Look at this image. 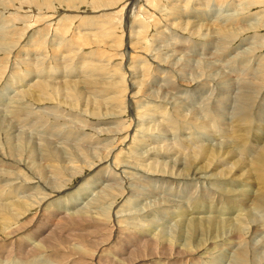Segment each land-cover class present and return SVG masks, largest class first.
Wrapping results in <instances>:
<instances>
[{
  "label": "rangeland",
  "instance_id": "rangeland-1",
  "mask_svg": "<svg viewBox=\"0 0 264 264\" xmlns=\"http://www.w3.org/2000/svg\"><path fill=\"white\" fill-rule=\"evenodd\" d=\"M19 1L21 2L19 3ZM24 1H25L24 3L25 5H23V0H0V21H5L6 23L8 22L5 25L8 27L7 29L4 28L0 24V36H6L7 38L9 34H10L9 36H11L15 33L14 34L15 36L14 35L11 36V38L13 39L12 43H14L13 41L17 40L15 41L16 44L10 43V45H13V46H10V45L6 46L4 45V41H0V107L3 106V103L5 101H8L13 96H18L20 98L23 97L22 98L23 101H26V102L28 100V102H30L28 104L29 105L28 107L32 110L35 109L36 111H40V114H42L43 112L42 115H45V119H46L45 122L48 120V122H46L45 124L42 121H39L40 123H38V121L36 123L35 121L37 125L35 124L34 125L35 127H38L37 129L40 130L41 133L45 132L44 125H45V128L56 126L59 128L61 127L62 129H65L66 127H69V129H72V128L77 129L78 127H80V125H83L84 128L87 126L89 128L90 126L94 127L95 124H96L95 127L100 126L104 128H107V126L109 125L108 128H110V126H112L113 128L115 127L114 128L115 131L117 130L115 133L121 132L116 135L112 134L111 131L110 133L104 132L97 138L99 142V146L96 147V152H95L96 157L95 156L92 157V155L88 156L86 158V161H87L86 163L75 162L77 163L75 164L74 162H71L72 163L71 164L69 162H66L64 165L66 166L64 175L59 178H55V177L50 178L51 182L54 180L53 182H55L56 189L58 185H61V184H67L68 187H66L62 192L57 193L58 195L57 194L54 195L57 198L54 197V201L51 205V208H49V211L54 210L56 212L58 210V207H57L58 204H62V205L69 204V207H70V202L72 203V201L73 203L74 201H78V203L81 204L80 199L83 198L82 191L90 193V194L92 193L91 190L93 191L96 188V187L94 188L93 186L97 184V182H95V177H94L95 170H93L92 168V162H97V160L99 161V160L106 158V155L108 154V152L112 148L114 149L116 144L120 143L121 138L125 136V133L131 127H133L134 132H136L135 128H137L138 131L136 135L137 134L138 135L137 136L135 135L134 140L137 138L138 139L137 141L135 140V142H133L132 145H129L127 147V148L131 147L132 150L130 149L127 150V148H123L125 150L123 151L122 149V153L124 156H122V153H121L120 157L117 156V161H120L121 158L125 157L127 153V156H126L128 159L127 161L131 160L133 162L137 161V163H142V162H145L146 159H147L146 161H148L151 158L150 156L147 157L148 155L147 151L149 149H153V150L158 149L159 151L163 153L165 151V154L159 152V154L157 153V155H155L156 156L155 158L163 162V164L161 163L157 164L156 169L158 171H162L164 173H173V174L180 173L181 175H183V174H189L191 168L193 167L202 166L203 167L202 171L204 173L206 172L207 175H218V177L225 176L227 178H232V177L237 176L238 182H241L240 189L247 188L246 184L243 181L247 180V181L252 182V177L254 176L251 175V173H247V172L243 173V172L236 171L234 175L230 176L227 174V172H224L222 170L214 171V170L209 169L207 165H209L210 163L214 164L217 161V156H215L211 161L203 160L204 155L200 152L201 149L197 153L196 160L189 161L188 156L190 154H193L196 149H198L201 145H203V143L205 144L216 143V137H219V135H222L220 133L223 130L218 125L219 121H217L213 115H212L213 117H211V113L206 112L208 115L204 113L203 115H200V116L198 115L197 117L193 118V114L195 115L196 113L195 110H197L201 106V104L204 103L203 101H205L206 103L207 98L209 96H212V93L213 94L218 93V90L220 89L219 87H221L220 83L225 82V84H230L232 80L234 81L236 80L235 78H237V81H238V78L243 79L242 75H246L249 77L252 76V74L248 70L251 66H256V65H254L255 64L254 59L252 61L248 60L249 57L247 54L250 51L248 49H250L251 44L253 46V47L251 46L252 47L251 49H254V47L256 48L257 47L256 45L258 44L259 47H261L262 56H264V38L261 39L262 37H264V0H152L150 2L148 0H130L131 1L130 6H132V8L130 7L129 9L122 7L123 6L122 5L123 3L121 4L122 0L121 1L114 0V2L111 5L110 3H109V6L105 5L107 7L106 9H105V6L102 5L103 8L101 7V10L100 8H98L101 5H97L98 7L96 6L93 7L89 3L90 0H87V1L86 0H38L36 4L28 2L27 0H24ZM125 1L126 0H123V2ZM24 7L25 8L27 7V10ZM108 8L109 10L107 11ZM23 10L25 11L23 12ZM121 10H122V13H121ZM181 10H184V12ZM23 14H27V15H24L23 17ZM29 15L30 16L32 15L34 18L32 16L30 18ZM7 17L10 18L11 21ZM26 17L29 18V20ZM15 18H18V19H15ZM48 19L50 20V22H48L49 21ZM28 21L31 24H29ZM33 22H36L37 24ZM25 24L29 26H26ZM39 25H42V26L40 27ZM24 27L25 28L27 27V28L25 29ZM28 27L30 28L29 31H28ZM23 28L25 29V32ZM11 29H13V31ZM18 31H22V32L20 33ZM253 32L254 33L257 32L256 34L260 36V38L259 39L257 37L251 38L252 35L254 34ZM22 33H24L23 36L21 35ZM220 34L223 37L226 36L227 34L226 37H229L231 43L230 42L227 43L224 38L223 39L220 38L221 37L219 36ZM17 35L18 36L21 35V38L24 37L23 40ZM169 35L173 38H171ZM167 37H170V38H167ZM37 38L38 39L40 38V39L36 41ZM41 39L42 40L44 39V40L42 41ZM221 39H222V43H221ZM252 39H253V42H252ZM221 50L223 51V54L225 51L229 53V55L226 56V59H231L233 57L234 59L232 58L233 60L231 61L234 63L237 62L236 68L231 69L229 67L228 69L226 68L227 66L224 65V61H226V59H222L221 61L219 60L222 64V67L219 70V73H223V75H225L224 76L225 78L223 77L221 78V75H218V71L217 72L213 71V73L210 75V72H212V69L205 67V66H200L199 64L197 65V61L200 60V58L202 59V62H203L205 58L207 57L209 59L213 58L212 55L217 54V56L219 57V53L222 52ZM174 54L175 56H173ZM187 58L189 60V63L185 64V61ZM215 59L213 58L212 60L214 61ZM240 59H242V61ZM178 61H180L181 63L180 66L178 64L175 71H171L173 75L172 79L174 82L173 87H171V83L168 84L169 86L165 85L166 82L168 83L170 81H164V80L162 81V75L165 74L167 77V75L170 73L169 71L170 69L167 68L169 64L170 63L176 64V62ZM219 61L216 59V61L214 62L218 63ZM239 61H241V64ZM242 62L245 64L243 67H242V64H243ZM162 63H163V66H162ZM188 64L190 65L188 66ZM247 65L250 67H247ZM203 70H205V72ZM247 71L250 73V75H248L249 73ZM196 74L197 76H195ZM246 76L244 77L249 78ZM204 78H206L205 81H204ZM169 79H171V77H168L167 80ZM216 79H219V80H216ZM223 79H225L226 81ZM196 81L197 82L201 81V82L196 83ZM258 82L257 84L259 86H263L264 84L263 81L262 83L260 82V80ZM94 83L96 84L99 83L100 86L98 85L99 86L98 87ZM41 84H43L44 86L48 85V87L47 86L46 87L49 89L46 88V90H43L44 92L48 91V94L43 93V91L40 92L41 90L39 87L42 86ZM90 84L92 85L94 84L95 88L92 87ZM101 85L104 87V89L103 87H101ZM205 85H207L206 86L207 88L205 87L203 89V86ZM100 87L101 89L99 90L103 94L100 93L99 90H97L98 92H96V89ZM78 89H80L79 91L81 92H79ZM72 90L73 91L76 90L78 91V93L76 91H74L73 93ZM140 91H144L145 94L144 93L142 94V92ZM148 92L151 95L148 94ZM228 92L229 91L226 92V96L231 95L230 97H233L235 95V91H232L233 95ZM146 93H147V96H146ZM76 97L78 100L75 99ZM204 97L206 98L203 100ZM26 98L27 100H25ZM158 98L160 99L156 100ZM125 99H127L128 101ZM117 100H118L117 102L118 104H116ZM122 100H125V102ZM156 101H159V102H156ZM119 104H121V107ZM53 107L57 108L60 111H63L61 115L62 117L66 118L67 122L63 121L65 120L63 118H58V117H54L50 115L49 110L45 109V108H48L51 110L53 109ZM101 110L102 111L104 110V112H102ZM138 110L140 112H138ZM66 113L69 115V118L66 117L68 116ZM112 113H114V115ZM121 113L123 116L121 115ZM72 114L76 116L77 115L82 116L80 117V119L84 117V119L80 121L82 124L81 123L79 124L78 120L77 122H75L76 124H74V122H72V119H73V117L71 116ZM83 114L85 115L83 116ZM110 114L111 116H109ZM230 115L232 116V113L230 112H229V115L228 114H226V116L224 115L225 120L221 121V124H223V128L227 127L229 124H235L234 122L235 118L231 117ZM119 116L120 117L122 116V117L119 118ZM206 116H209L210 118ZM86 117L87 118L89 117V118L87 119ZM96 117L97 118L99 117V118L96 119ZM30 118H34V117L32 116L26 117L28 121L30 120ZM216 118L220 119L219 117H216ZM49 119H51L52 121L50 120L51 121L50 122ZM105 119L108 122H106ZM118 120H120V122ZM176 122L177 124L180 122L178 126ZM41 123L44 125H42ZM216 123L217 125H214ZM14 124L15 122L11 124H7V126L9 125V128H10V126L13 127ZM70 124H74L75 127L71 125L72 126L71 128ZM205 124L206 126L204 127ZM122 125L124 127H122ZM40 126H43V128ZM126 127H127V131H126ZM220 129L222 130L220 131ZM4 132H5V129L0 128V134H1L0 138L5 140V138L3 137V135L5 134ZM64 132L66 131H61L60 133L50 132L48 136H50L51 134H54L55 136H57L56 138H59V140H63L62 135L64 134ZM215 133H217L218 136H216ZM92 135L95 136V133L93 132L89 137H92ZM31 137L35 138V136L33 135H31ZM83 137L84 138H82L81 140H83L84 142H86L87 139L89 138L88 135H83ZM253 139L255 138L252 135L251 138H249V142L250 141L253 142ZM53 140L55 141V139ZM93 140L89 142L92 143ZM137 142H139V144ZM93 145H96V144H93ZM52 146L54 147V145ZM142 147H147V148H142ZM168 154L170 157L168 156ZM161 156H164V157H161ZM181 162L182 164L184 162V164L180 165ZM41 163L43 165L44 162H41ZM73 164L78 166L76 169V172L69 171L71 169L69 167L74 166ZM60 165L57 164L58 167H60ZM61 166H63V164ZM67 167L69 168V170ZM74 167H73V170L75 169ZM99 168H105L111 171V168H109L105 164ZM205 168H208V169H205ZM5 169H6L5 172L7 171L6 173L11 171L8 169V167H5ZM14 169H15L14 170L15 172L22 175L23 177L24 175L25 177H28L29 180L33 178L32 174L29 172L30 169L28 170V168L25 165L24 166L20 165L18 168H14ZM66 171H69V172H66ZM19 172L23 174L25 172V174L23 175ZM256 174H259V173H256ZM1 176L3 175L0 173V177ZM29 176L31 178H29ZM1 179L5 180L4 177H1L0 180ZM57 179L61 180V182L63 181V183L56 185V182H58ZM124 179H127V178H124ZM88 180L92 182L90 183ZM98 181H100V179ZM255 181L258 182V180H255ZM233 182L235 183V181ZM257 182H256V185H258ZM1 183L2 182L0 181V184ZM150 183L151 184L154 183L153 184L154 186L151 185ZM167 183L168 182L166 183L163 182L162 178H159L158 181L155 178H152V180L149 181V183H147L148 185L146 184L147 187L142 188V189L137 188V190H139L140 193L136 191V189L134 191L137 192V195H139V198L141 197L142 199L148 198L150 200H155V197L149 198L150 194L146 192V191L149 192V189L151 190V188H153L154 190H157L158 192L161 193V197L165 198V196L166 197L169 196L167 194V191H166L167 188L165 186H172ZM200 183H197V186ZM248 185L250 186V184ZM84 186L85 188H83ZM205 186L207 187V186H213V185H211L207 181ZM4 188H2L3 190L1 189V191H2V194H4L5 192L6 194H4L5 198L0 200V203H1L0 206L2 208H6L8 204H14V203L19 204L20 202H17V198H15L16 196L13 197V192L11 190V187L6 186V188L5 189ZM174 188L176 189V187ZM76 189L77 191H74ZM51 190L53 189L52 188L48 190L39 189L38 191L36 190L32 192L34 195L31 194L30 198L26 199L29 205V206L25 205L27 207V215H26L27 217L30 218L31 214H35V215H32L33 217L41 213V208H40L41 206L39 205L31 206L32 197L38 196V198L41 199L43 196L50 194L49 192ZM211 191H212L211 188L201 189L200 187L198 190L193 191V195L198 196L196 200H201L202 198L201 193L202 194L204 193V197L206 199L211 196ZM96 192L97 191L93 192L94 195H92L91 197H96L95 196ZM117 194H118V199H117L118 201L116 202V204L118 203L117 205L119 207L124 202L120 201L122 200L119 196L120 191H117ZM61 195H64V196H61ZM86 195H89V194H86ZM59 197L61 199H59ZM181 197H182V194L177 193L176 195H174V197H172V199L178 200L179 202L178 205H181V203L183 202L184 203L189 202V205L193 207L190 201L184 200V198L182 199ZM199 197L201 198L199 199ZM164 201L165 203L167 202V200H164ZM60 202H63V203L65 202V203L63 204ZM209 204L212 207L215 206L213 207V209H216L215 202H211ZM22 205H24V203ZM174 209L175 207L173 206L172 210ZM0 211L6 212L9 215L6 219H4L2 215L0 214V238H2L5 234V232L3 233L2 231L7 223L10 222L9 224L10 226H17V221H25L26 216L22 217L21 215L17 217V216L11 215L12 213L10 212L3 211L2 209H0ZM228 213H233V212L231 209H225L223 211V214H228ZM210 214H212V212ZM11 217L14 218L13 221H11ZM56 218H57V224H56ZM56 218H53L54 220L52 221L43 220V222H41L42 225L41 223H37L35 226L36 228L35 227L32 228L31 233L30 231L26 232L27 234L25 233V236L29 238L30 237L34 238L35 236L38 235L39 237V234L41 230L44 229V226L46 228L48 226H51L52 224H55L57 226L56 229L54 227L55 233L53 230L52 232L49 233L48 237L45 239V242H46L45 251L52 253L54 250L58 249L61 253L63 252V254H65V250L66 251L74 250L76 247H77L76 248L77 250L75 249L74 251L81 252L83 246L84 248L85 246L87 248L90 245V243H92L95 239L101 236V232L97 231L98 232L97 233L95 227H91L95 224L93 222H88V221L85 222L81 218L58 219L59 218L58 216ZM150 218H154L153 213L150 214ZM155 218L158 220L159 224L156 223L155 225H158V226L154 225L155 226L154 229L157 227L156 229L161 228L164 230L166 229V231H169L170 226H172V221H171V218H169V216L167 217L165 212L163 211H161L160 213L157 212L155 214ZM144 219H145L144 217L137 216V217H132L130 221L133 224L141 225V224H144ZM48 222L50 224H47ZM163 224L165 225L163 226ZM52 227L53 226H51V228ZM33 229L35 230L38 229V230L34 232L35 230ZM58 232L59 233L61 232L62 234L61 233L59 234ZM87 234L90 236L88 237ZM86 235L88 238L86 237ZM74 236H77L76 239L77 238L79 239L76 240ZM142 236L143 235L141 234V232H137L133 235H127V237L125 236V240H122L124 242H121L119 246L115 248L116 252L115 250H113L114 251L113 255L116 257V258L114 257V259L116 260L112 258L113 261L110 263L112 264L125 263L126 262L125 260H128V259H124V258H128L129 256H131V254L128 256V252H130L132 248L128 249L129 248L128 247L125 249L123 248L124 244L130 243L132 240H135V239L139 240L141 239ZM67 237L70 239H68ZM50 238L51 240H49ZM81 240H83V243H81L82 242ZM79 241H81L80 244H78ZM135 241H133L131 244L134 245ZM72 242L74 243L78 242V243L74 244ZM17 244H19V242ZM79 245L81 248H78ZM214 246L215 244H212L209 247V249H212ZM9 250L10 249L8 248V246L6 247L3 246V248L0 249V256L2 257V259L0 257V264H16V258H17V263L19 262L21 263L22 261H27V259L29 258L33 260L34 256L31 254L32 251H29V252L22 251L21 253L18 249V251L14 252L13 254L12 253L13 250L12 251L11 250L9 251ZM45 251L42 252L41 255H39L36 258L43 259L45 257V255H43L45 254ZM3 252L5 253L3 254ZM25 253L27 255H25ZM133 253L135 254V256L134 254H132L131 259H134L135 261H137V264H184L186 263V259H187V258H174V257L162 255L159 249L157 251H154L151 248V246L145 250L144 246L138 245V248H133ZM176 253H177V250H176ZM52 260L56 261L57 259L56 257L50 258V261ZM196 260H198V257L193 258V261H196ZM29 261L31 262V260ZM263 263L264 261H260L259 264H263Z\"/></svg>",
  "mask_w": 264,
  "mask_h": 264
},
{
  "label": "bare ground",
  "instance_id": "bare-ground-1",
  "mask_svg": "<svg viewBox=\"0 0 264 264\" xmlns=\"http://www.w3.org/2000/svg\"><path fill=\"white\" fill-rule=\"evenodd\" d=\"M27 1L36 4L38 0H27ZM117 1H121V0H117ZM148 1L150 2L152 0H148ZM20 2L21 1H19V3ZM113 2H114V0H90L89 3L93 7H95V6L98 7L97 5H101L100 7H98L101 10L102 5H104V6L108 5L109 6V3L111 5ZM130 2H131L130 0H126L125 2H123V0H122L121 1V4L123 3L122 7L126 8V9H129L130 7L132 8V6H130ZM24 3H25V1L23 0V5H25ZM151 3H153V2H151ZM115 4H117V3H115ZM26 5H27V3H26ZM27 7L26 8L24 7V8L27 10ZM106 8L107 7L105 6V9ZM21 9H22V7H21ZM18 10H19V8H18ZM108 10H109V8L107 9V11ZM113 10H114V8H113ZM24 11L25 10H23V12ZM181 11L184 12V10H181ZM21 12H22V10H21ZM127 12H128V10H127ZM178 12H180V11H178ZM121 13H122V10H121ZM28 14H30V13H28ZM24 15H27V14H23V17H24ZM176 15H177V13H176ZM31 16H30V18H31ZM47 18H48V16H47ZM8 19H10V18H8ZM15 19H18V18H15ZM27 19L29 20V18H27ZM45 19H46V17H45ZM49 19H51V18H49ZM10 21H11V19H10ZM36 21H37V19H36ZM48 22H50V20ZM7 23L5 21H0V24L6 29L8 28L7 26H5ZM19 23H20V21H19ZM28 23L31 24L29 21H28ZM33 23H36V22H33ZM38 23H40V22H38ZM26 26H29V25H26ZM39 26L41 27L42 25H39ZM16 29H17V27H16ZM25 29H24V32H25ZM29 29L30 28L28 27V31H29ZM11 30L13 31V29H11ZM18 32L21 33L22 31H18ZM256 33H254L251 38L257 37L259 39L260 36H258ZM23 34L24 33H22L21 35L23 36ZM30 34H29V36H30ZM9 35L7 38H6V36H0V41H4V45H6V46L7 45L9 46L13 40L11 38V36H13V35H11V36H9ZM21 35L18 37L21 38ZM32 35H34V34H32ZM45 36H46V34H45ZM219 36H221V34ZM226 36H227V34H226ZM226 36H224V37L221 36L220 38H222V39L224 38L226 40V42L229 43L230 39H229V37H226ZM170 37H167V38H170ZM23 38H21V39L23 40ZM171 38H173V37H171ZM213 38H214V36H213ZM263 38L264 37H262L261 39H263ZM29 39H31V38H29ZM39 39L37 38L36 41H38ZM222 39H221V43H222ZM15 41H17V40H15ZM15 41H13L14 43H12V44H16ZM176 42H178V41H176ZM252 42H253V39H252ZM243 43H244V41H243ZM169 44H171V43H169ZM224 45H225V43H224ZM253 45H254V43H253ZM10 46H13V45H10ZM251 46H252V44H251ZM251 46H250V49H248V50H250L249 51L250 53L248 52V54H247L249 57L248 60L252 61L254 59V62H255L254 65H256V66L250 67L247 65V67H250L249 70L248 69L247 70L250 71L252 76L249 77L246 75H242L243 77L242 76L241 77L243 79L238 78V81H237V78H235L236 80L235 81L232 80L230 84H225V82L220 83L221 87H219L220 89L218 90V93H214V94L212 93V96L208 95L209 97L207 98L206 103H205V101H203L205 104L202 102L203 104H201V106L197 110H195V112H196L195 115L193 114V118H195L198 115L199 116L203 115L206 112L211 113V117L214 116V118L217 121H219L218 125L223 129V130L220 129V131L222 130L220 133L222 135H219V137H216V143H214V144H205L202 141L203 145H201L198 149H196L193 154H190L188 156L189 161L196 160L197 159V153L201 149L200 152L204 155L203 160H210L211 161L215 156H217V161L214 164L210 163L209 165H207V167L211 170H214V171L222 170L224 172H227V174L230 176L234 175L236 171L243 172V173H246V172L251 173V175L254 176V177H252V182L247 181V180L243 181L247 186L246 189H240V187H241L240 183L241 182H238L237 176L232 177V178H227L225 176L224 177H218V175H207L206 172L204 173L202 171L203 170L202 166L193 167V168H191L189 174H183V175H181L180 173L173 174V173H164L162 171H158L156 169L157 164L158 163L163 164V162H161L157 158H155L156 157L155 155H157V153L158 154H159V152L163 153V152L159 151L158 149L157 150H155V149L154 150L153 149L148 150L147 149L148 150L147 151V154H148L147 157L150 156L151 158L148 161H146L147 159L145 158L146 159L145 162H142V163H137V161L133 162L130 160L131 158L129 159L130 161H127L128 160L126 157L127 153H126L125 157H122L123 159L121 158L120 161H117V156L118 157L121 156L122 149L127 148L129 145H132V143L135 142V140L137 141V139H138L137 138L134 140L135 135L138 131L137 128H135L136 132H134L133 127H131V125H130L132 130L130 128L127 131V127H126L127 132L124 131V132H126L125 136L124 137L121 136L122 138H121L120 143L116 144L115 148L114 149L112 148L108 152V154L106 155V158L99 160V161L97 160V162H92V168H93V170H95V173H94L95 182H97V184L93 186L94 188L95 187L96 188L94 189L92 187L94 189L93 191L91 190L92 193L90 194V193L82 191L83 193L82 192L81 193H82L83 198L80 199L81 204H79L78 201H74V203H73V201H72V203L70 202V207H69V204L68 205L67 204L66 205L58 204L57 205L58 210L56 209L57 210L56 212L54 210L49 211V208H51V205L54 201V197H56L54 195L62 192L66 187H68L67 184H61V183H63V181L61 182V180L57 179L58 182H56V185L57 184H61V185H58V187L56 189L55 182H53L54 180L51 182L50 178L62 177L64 175V171L66 169L65 168L66 166H64L66 162H69V163H71V162L86 163L87 162L86 158L88 156L92 155V157H94L95 152H96V147L99 146V142H98L97 138H98V136H100L104 132L110 133V131H111L112 134H114V135L121 133V132L115 133L117 131V130L115 131V129H114L115 127L113 128L112 126H110V128H108L109 125L107 126L108 129L104 128V127H100V126L95 127L96 124L94 125V127L90 126L88 128V126H87L84 128L83 125H80V127H78L77 129H73L72 126H74V124H76L75 122H77V120H78V123L80 124L81 123L80 121L82 119H84V117L80 119V117H82V116H79V115L76 116L74 114L71 115L73 117L72 122H74V124H70V127L72 129H69V127L62 129L61 127L59 128L56 126L45 128L44 124L46 122H48V120L45 122L46 119H45V115H42L43 112H42V114H40V111H36L35 109L32 110L28 107L29 106L28 104L30 102H28L27 98L25 100H27L28 103L26 101H23V99H22L23 97L20 98L18 96H13L9 100L7 99L8 101H5L3 103V106L0 107V128L5 129V132H4L5 134L3 135L5 140L0 138V173L3 175L1 177L5 178V180H2V179L0 180L2 182L0 184V185H2V186H0V200L4 199L5 198L4 194H6V192L4 194H2L1 189L4 187L6 188V186H10L11 190L13 192V197L16 196L15 198H17V202H20V203L19 204L18 203L17 204H15V203L14 204H8V206L6 208H2L0 206V209H2L3 211H7V212L12 213L11 215H13V216L19 217L22 215V217H25L27 215V207L26 206H29L27 203L28 201H26V199H29L31 194L34 195L32 192H34L36 190L38 191L39 189L48 190V189L52 188L53 190H51L49 192L50 194L43 196L41 199H39L38 196L32 197L31 206H37V205L41 206L40 207L41 213H39L33 217H32V215H35V214H31L30 218L26 216V218H25L26 223H25V221H17L18 228H17V226H10L9 225L10 222L5 225V227L3 228V231H2L3 233L5 232V234L2 238H0V249H2L3 246H5V247L8 246V248L11 251L13 250V252H12L13 254H14V252L18 251V249L21 253H22V251L23 252L32 251L31 254L34 256L33 260L29 258V259H27V261H22L21 263L20 262L17 263V258H16V264H112L110 262H112L113 261L112 258L114 259V257H115L113 255V253H114L113 250H115V248L118 247L121 242H124L122 240H125V236L127 237V235H133L137 232H141V234L143 235L141 237V239H139V240L135 239L136 241L132 240L130 243L124 244L123 248H125V249L128 247H129L128 249L132 248L131 251L129 250L130 252H128V256L130 254H131V256H132V254H134L133 248H138V245H142L145 247V250L147 248H149L150 246L154 251H157L159 249L160 253L162 255H165V256L174 257V258H187L186 259L187 264H259L260 261H264V234H263L264 233V84H263V86H259L257 84V82L259 80L261 83H262V81L264 82V56H262V53H261L262 50L258 44L256 45L257 46L256 48L254 47V49H251L253 47V46L252 47ZM220 48H221V46H220ZM16 49H17V47H16ZM119 53H121V52H119ZM228 55H229V53L227 51H225L224 54L222 51L219 53V57L217 56V54L212 55V57L214 59L216 58L218 61L219 60L221 61L222 59H226V56H228ZM173 56H175V54ZM213 58L209 59L207 57V58H205V60L203 59L204 60L203 62H202V59L200 58V60L197 61V65L199 64L200 66H205V67L212 69V72H210V75L213 73V71H216V72L218 71V75H221V78L222 77L225 78L224 77L225 75H223V73H219V70L222 67L221 62L219 61L218 63H215L214 61H216V59L213 61L212 60ZM232 58L226 59V61H224V65H226L227 66L226 68H228V69H229V67L231 69L236 68L237 62L236 63L232 62L231 60L234 59V58L233 59ZM240 60L242 61V59H240ZM241 61H239L240 64H241ZM191 62H193V61H191ZM187 63H189L188 58L185 61V64H187ZM178 64L180 66V64H181L180 61L176 62V64L170 63L169 66L167 67L170 69L169 70L170 73L168 74V72H167V74H168L167 77L165 74L162 75V81L163 80L164 81H170L168 83L166 82L165 85H168L171 83V87H173L174 82L172 79L173 75H172L171 71H175ZM189 65L190 64H188V66ZM244 65L245 64L243 63L242 67ZM162 66H163V63H162ZM92 68H93V66H92ZM197 70H196V72H197ZM203 71L205 72V70H203ZM193 72H195V71H193ZM242 72H243V70H242ZM250 73L248 75H250ZM189 75H190V73H189ZM218 75H216V76H218ZM195 76H197V74ZM244 76L249 77V78H245ZM3 77H4V75H3ZM168 77H171V79L167 80ZM205 79L206 78H204V81H205ZM257 79H259V80H257ZM216 80H219V79H216ZM223 80H225V79H223ZM198 82H201V81H198ZM198 82L196 81V83H198ZM221 82H222V80H221ZM94 84H96V83H94ZM94 84L93 85L90 84V85L95 88ZM41 85H40L41 87H39L41 90L40 92H42L43 90H46V88L48 87V85H45V86L43 84H41ZM96 85L98 86L99 83H97ZM110 85H112V84H110ZM201 86H202V84H201ZM206 86L207 85L203 86V89ZM101 87H103V86L101 85ZM101 87L97 88L96 92H98L97 90L101 89ZM199 87H200V85H199ZM47 89H49V88H47ZM73 89H74V87H73ZM103 89H104V87H103ZM79 90L80 89H78V91ZM106 90H108V89H106ZM74 91H76V90H74ZM74 91H73V93H74ZM78 91H76V92L78 93ZM227 91H229L228 93H230V94H232V91H235V95L233 97H230L231 95L226 96ZM79 92H81V91H79ZM140 92H142V94L144 93V91H140ZM203 92H204V90H203ZM43 93L48 94V91H46V92L43 91ZM73 93H72V95H73ZM100 93H102V92L100 91ZM148 94H150V93L148 92ZM136 95H138V94H136ZM214 95H216V96H214ZM77 96H78V94H77ZM124 96H126V95H124ZM146 96H147V93H146ZM206 97H204L203 100ZM129 98H131V97H129ZM75 99H77V97ZM159 99L160 98H158L156 100H159ZM120 100H121V98H120ZM125 100H127V99H125ZM125 100H122V101L125 102ZM117 102H118V100L116 101V104H118ZM156 102H159V101H156ZM119 105L121 107V104H119ZM137 106H138V104H137ZM195 106H197V105H195ZM37 107H38V105H37ZM45 109L49 110L50 115H52L54 117H58V118H63V119H65L63 121L67 122L66 118L62 117V115H61L63 113V111H60L54 107L51 110L48 108H45ZM47 110H46V112H47ZM101 111H99V112H101ZM102 112H104V110ZM138 112H140V111L138 110ZM229 112L232 113V116L231 115L230 116L235 118V120L233 119L235 124H229L228 125L229 127L227 126V127L223 128V124H221V121L225 120L224 115L225 116H226V114L229 115ZM112 114L114 115V113H112ZM84 115L85 114H83V116ZM89 115H91V114H89ZM98 115H99V113H98ZM121 115H122V113H121ZM29 116H32L34 118H30V120L28 121L26 119V117H29ZM109 116H111V114ZM66 117L69 118V115ZM112 117H111V119H112ZM121 117L119 116V118H121ZM206 117H209V116H206ZM216 117H219L220 119H218ZM98 118L96 117V119H98ZM209 118H207V119H209ZM214 118H213V120H214ZM106 119H105V121H106ZM50 120L51 119H49V121ZM35 121H36V123H37V121H38V123H40L39 121H42L44 123V124H42V123L41 124L44 125L45 132L41 133L40 130L37 129L38 127H35V125H37L35 123ZM118 121L120 122V120H118ZM14 122L16 125L14 124L13 127L10 126V128H9V125L7 126V124H11ZM106 122H108V121H106ZM214 122H215V120H214ZM174 123H175V121H174ZM179 123L177 124V122H176L177 126L179 125ZM100 124H101V122H100ZM86 125H88V124H86ZM214 125H217V123ZM46 126H47V124H46ZM113 126H115V125H113ZM205 126H206V124L204 125V127ZM40 127L43 128V126H40ZM122 127H124V126L122 125ZM231 127H233V128H231ZM51 128H53V129H51ZM61 131H66L62 135L63 140H59V138H56L57 136H55L54 134H51L50 136H48V134L50 132L51 133H60ZM201 131H202V129H201ZM93 132L95 133V136L92 135V137H89ZM215 134H216V136H218L217 133H215ZM31 135L35 136V138L31 137ZM60 135H58V136H60ZM83 135H88V137H89L88 139H90V140L87 139L86 142L81 140L82 138H84ZM108 135H110V134H108ZM252 135L254 136L255 139H253V142L252 141L249 142V138H251ZM93 138H94V140H93ZM213 138H212V140H213ZM53 139H55V141ZM85 140H86V138H85ZM91 140H93L92 143L96 144V145H93L92 143H90ZM250 140H252V139H250ZM137 143L139 144V142H137ZM103 144H104V142H103ZM52 145H54V147ZM133 145H135V144H133ZM107 147H108V145H107ZM142 148H147V147H142ZM129 149L132 150L131 147L127 148V150H129ZM123 151H125V150L123 149ZM163 154H165V151ZM243 155L246 157H244ZM122 156H124L123 153H122ZM168 156H169V154H168ZM140 157H142V156H140ZM161 157H164V156H161ZM65 159H67V160H65ZM139 159H141V158H139ZM161 160H163V159H161ZM95 161H96V159H95ZM140 161H142V160H140ZM41 162H44L46 164L43 163V165H42ZM40 163H41V165H40ZM57 164H59V165L63 164V166L60 165V167H62V168L58 167ZM75 164H77V163H75ZM104 164L107 165L109 168H111V171H109V169H105L106 167L105 168H99V167L103 166ZM183 164H184V162H183ZM183 164H182V162L180 163V165H183ZM205 164H206V162H205ZM20 165H22V166L25 165L28 168V170L30 169L29 172L33 176V178H31L29 176V178H31V180H29L28 177H25V175H24L25 172H24V174L19 172V173L24 175V177H23L22 175H20L14 171L15 170L14 168H18ZM28 165H30V166H28ZM66 165H68V164H66ZM74 166H70L69 167V168H71L70 170L68 167L67 168L70 172H74V171L76 172V169L78 166H76V165H74ZM5 167H8V169L11 170L10 172H12V173H10V172L6 173L7 171L5 172V170H6ZM73 167L75 168L74 170H73ZM208 168H205V169H208ZM22 171H23V169H22ZM69 171H66V172H69ZM255 171H256V173H259V174H256ZM179 177H181V178H179ZM69 178H71V177H69ZM69 178H67V179H69ZM124 178H127V179H124ZM152 178H155L157 181L159 178H162L163 182H165V183L168 182L167 184L172 185V186H165L167 188V190H166L167 194L169 195L168 197H166V196H165V198L161 197L160 192L151 188V190L149 189V192L148 191H146V192L150 194L149 198L155 197V200H150L148 198L142 199L141 197L139 198V195H137V192H136V191L139 192V190H137V188L142 189V188L147 187L146 184L149 183V181H151ZM99 179H100V181H98ZM255 180H258V182ZM88 181H86V182H88ZM207 181H208V183H210L211 185H213L215 187H213V186H207L206 187L205 184ZM233 181H235V183ZM89 182L91 183L92 181H89ZM256 182L258 183V185H256ZM197 183H200V184L197 186ZM153 184H151V185H153ZM248 184H250V186ZM174 187H176V189ZM197 187H198V189L200 187H201V189L211 188V190H212L211 196L209 198L205 199L204 193L203 194L201 193L202 198L199 197V199L201 198V200H196V198H198V196H194L193 191L198 190ZM83 188H85V186ZM97 188H99V189H97ZM135 189H136V191H134ZM79 190H80V188H79ZM74 191H77V189ZM95 191H97L95 193L96 197H91L92 195H94L93 192H95ZM117 191H120L119 196L122 199L120 201L124 202L119 207L117 205L118 203L116 204V202L118 201L117 200L118 199ZM143 193H145V192H143ZM177 193L182 194L181 198L182 199L184 198V200L190 201L191 205H193V207H191L189 205V202L188 203L183 202V203H181V205H178L179 204L178 200L172 199V197H174V195H176ZM86 194H89V195H86ZM61 196H64V195H61ZM60 197H59V199H61ZM8 198H9V196H8ZM143 200H144V202H143ZM164 200H167L168 203L166 202L167 203L166 204ZM11 202H13V201H11ZM211 202L216 203V209H213V207H215V206H213V207L210 206L209 203H211ZM223 202H224V204H223ZM23 203H24V205H22ZM60 203H63V202H60ZM226 204H228V205H226ZM0 205H1V203H0ZM9 206H11V207H9ZM173 206L175 207L174 210H172ZM222 206H224V207H222ZM225 209H231L233 213L223 214V211ZM161 211L165 212L167 217L169 216V218H171L172 226L169 225L170 226L169 231H166V229L164 230L161 228L156 229L157 227L154 229L155 226H158V225H155L156 223H158V220L155 218V214L157 212L160 213ZM211 212H212V214H210ZM151 213H153L154 218H150ZM225 213H227V212H225ZM0 214L2 215V217L4 219H6L9 216L6 212H2V211H0ZM57 216L59 217L58 219H61V218H81L85 222L86 221L93 222L96 225L94 224L91 227H95L96 232L97 231L101 232V236L100 237L97 236L98 237L97 239H95L93 242L91 241L92 243H90V245L87 248H86V246H85V248L83 246L81 252L80 251L79 252L74 251L77 248V247L76 248L74 247L75 248L74 250L66 251L65 249H63V250H65V254H63V252L61 253L58 249H56V250L53 249L54 251L52 253H49L47 251L48 252L47 253L45 251V243H46L45 239L48 237L49 233L52 232L53 230L55 233V229L57 227L55 224L51 225V226H53L52 228H51V226H48L46 228L44 226L43 230L40 229L41 232L39 234V237L37 235L34 238H31V237L29 238V237L25 236V233L28 231H30V233H31L32 228H34L37 223H41V222H43V220L52 221V220H54L53 218H56ZM137 216H141V217L145 218L144 224L137 225V224H133L130 221V219L132 217H137ZM13 220H14V218L11 217V221H13ZM15 220H17V219H15ZM14 223H16V222H14ZM47 224H50V223L48 222ZM47 224H45V225H47ZM56 224H57V218H56ZM41 225H42V223H41ZM59 225H60V223H59ZM59 225H58V227H59ZM164 225L165 224H163V226ZM54 227H55V229H54ZM33 230H35V229H33ZM37 230H35L34 232H36ZM83 231H85V230H83ZM87 235H86V237H87ZM23 236H24V238H23ZM89 236L90 235H88V237ZM74 237L76 239L77 236H74ZM68 239H70V238H68ZM78 239L79 238H77L76 240H78ZM49 240H51V238ZM49 240H47V241H49ZM81 241H79V243L78 242L77 243L78 244H80V242L83 243V240H81ZM133 241H135L134 245L131 244ZM18 242H19V244H17ZM72 243H74V242H72ZM77 243H74V244H77ZM212 244H215V246L212 249H209V247ZM67 247H69V246H67ZM224 247H225V249H224ZM78 248H81L80 245L78 246ZM119 248H121V247H119ZM49 249H50V247H49ZM176 250H177V253H176ZM44 251H45V254H43V255H45V257L43 259H37L36 257L41 255V253ZM115 252H116V250H115ZM4 253L5 252H3V254ZM26 253H25V255H27ZM124 253H125V251H124ZM131 256H129L128 258H124V259H128V260H125L126 261L125 263H122V262L121 263L122 264H137V261H135L134 259H131ZM134 256H135V254H134ZM53 257H56L57 260L56 261H53V260L50 261V258H53ZM194 257H198V260L193 261ZM1 259H2V257H1ZM29 260H31V262ZM114 260H116V259H114ZM12 261H14V260H12ZM186 263H184V264H186Z\"/></svg>",
  "mask_w": 264,
  "mask_h": 264
}]
</instances>
